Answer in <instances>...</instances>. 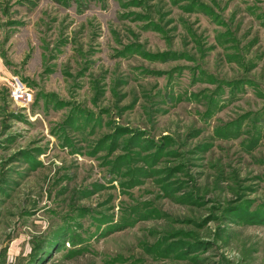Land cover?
Listing matches in <instances>:
<instances>
[{"label": "rangeland", "instance_id": "rangeland-1", "mask_svg": "<svg viewBox=\"0 0 264 264\" xmlns=\"http://www.w3.org/2000/svg\"><path fill=\"white\" fill-rule=\"evenodd\" d=\"M0 264H264V0H0Z\"/></svg>", "mask_w": 264, "mask_h": 264}, {"label": "built area", "instance_id": "built-area-1", "mask_svg": "<svg viewBox=\"0 0 264 264\" xmlns=\"http://www.w3.org/2000/svg\"><path fill=\"white\" fill-rule=\"evenodd\" d=\"M11 98L23 105H27L34 100V91L32 87L18 76H13L9 81Z\"/></svg>", "mask_w": 264, "mask_h": 264}]
</instances>
